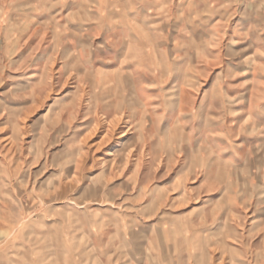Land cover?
Returning a JSON list of instances; mask_svg holds the SVG:
<instances>
[{
    "label": "rangeland",
    "instance_id": "374dc122",
    "mask_svg": "<svg viewBox=\"0 0 264 264\" xmlns=\"http://www.w3.org/2000/svg\"><path fill=\"white\" fill-rule=\"evenodd\" d=\"M226 2L0 0V247L13 239L4 234L9 225L8 216L2 213L9 209L23 217L16 227V237L26 246L20 250L28 260H32L28 254L31 249L43 247L37 236L30 235L35 216L195 219L196 208L201 207L207 191L198 189L193 177L186 189L169 186L182 167L175 157L161 158L157 152L160 139L174 137L179 128L174 124L172 106L181 101V93L179 89L173 93L170 86L175 78H159L157 84L144 87L143 93H122L106 87L112 84L110 78L103 74L94 77L91 72L116 63L113 57L118 47L111 41L103 43L97 33L103 14L124 11L123 16L128 18L131 11L140 12L135 14L134 22L152 33L167 35L169 51L180 33L191 36L192 29L199 27V15L213 18L202 25L204 30L200 29L204 62L215 64L217 69H257V87L252 95L262 108L250 109L247 115L242 109L216 110L217 118L224 123L225 116L245 117L236 126L238 132L233 141L246 149L248 170L242 172L241 179L237 168L230 179L228 171L224 174L223 168H216L215 175L219 180L225 179V188L211 189L215 202L204 207L213 206L216 216H234L231 226L237 225L239 238H229L226 247L217 243L208 249L212 261L202 253L190 258L189 264H231L239 256L236 246L243 249L242 260L246 264H264V0ZM160 5L167 8V14H163ZM179 6L186 11L183 22L176 25ZM103 8L109 10L103 13ZM193 10L195 13H191ZM118 21L116 17L113 23ZM208 28L212 30L210 35ZM143 40L147 38L137 37L134 41ZM131 47L130 37L124 44L128 56ZM147 50L134 52L144 57ZM213 51L214 61L209 53ZM191 69L193 66L189 65L186 76ZM138 79L151 80L119 76L113 84L129 83L133 89ZM150 87L162 91L152 93L147 91ZM143 99L149 103L144 105ZM117 103L121 107L113 108ZM187 116L189 121L191 115ZM215 127L218 138L229 140L231 134L225 129L231 125ZM241 128L245 131L239 134ZM222 190L227 191L223 193L225 197ZM230 200L236 203L231 210ZM144 223L142 219L137 221L139 226ZM214 239L220 240L218 236ZM172 246L164 245L170 249ZM181 248L180 245L177 250ZM128 253V248L121 249L120 264H131ZM46 256L42 250L41 258ZM4 258L0 254V261Z\"/></svg>",
    "mask_w": 264,
    "mask_h": 264
},
{
    "label": "crops",
    "instance_id": "0c3cea01",
    "mask_svg": "<svg viewBox=\"0 0 264 264\" xmlns=\"http://www.w3.org/2000/svg\"><path fill=\"white\" fill-rule=\"evenodd\" d=\"M230 1L232 0H228ZM109 9L103 8L102 12ZM161 9L163 14H167L165 6ZM178 9L175 16L176 25L180 23L178 22L180 20L183 22V15L185 16L186 11L184 6H179ZM203 11L207 13V10ZM189 12L186 13L190 14ZM193 12L194 10L191 13ZM136 13L129 12L131 22L129 17L123 16L126 14L124 11L101 16L104 20L97 26V33L103 43L114 42V46L118 47V52L113 57L116 61L113 66L97 67L95 72H91V76L95 77L96 74L107 76L112 80V84L106 87L113 92L122 93L132 91L143 93L146 91L144 87L157 84L159 78H175L170 86H172L173 93L174 91L181 93V101H177V104L172 106L175 110L174 124L179 128L176 129L174 137L168 134L170 137L160 139L161 148L157 152L161 158L175 157L179 167H182L180 171H177L179 175L182 174V178L177 180L179 176L177 175L169 182V186L179 190L186 189L190 178L193 177L197 188L207 191L201 207L196 208L195 219L193 216H142L143 218H138V216H69V214L57 217L35 216L31 222L30 235L37 236L43 243V247L31 249L28 254L31 255L32 260H28L21 252L26 246L16 237L19 233L16 227L19 222H22L23 217L9 209L2 213L8 216L7 225H9L4 234L13 239L1 245L0 254H4L5 258L1 259L0 264H25L24 261H30L29 264H41V261H46L47 264H120L121 249L124 248L129 249L127 256H131V264H152V261L156 264H189L190 258L199 257L202 253L210 258L211 253L208 249L213 248L217 243L226 247L229 244V238L235 237V241H238L240 230L237 229V225L231 226L234 216L225 214L216 216L213 206H204L215 202V199L210 196L211 189L225 188V179L221 177L220 180L218 179L216 168H223L224 174L228 171L227 178L230 179L234 176L233 172L238 170L237 168L241 170L239 171L241 179L242 172L245 174L248 170L246 149L241 147L242 144L233 141L234 137H237V127L245 121V117L225 116L224 123L217 118L216 110L242 109L247 115L250 109L262 108L254 101L252 95L254 88L257 87L258 70L243 71L226 66L217 69L215 64L213 66L210 62H204L205 59L202 58L204 53L201 51L204 42L201 40L200 29L204 30L202 25L213 19L210 16L199 18L197 15L199 27L192 29L191 36L180 33L169 51L166 44L167 35L152 33L144 29L143 24L134 22V18L137 17ZM214 15L216 18L219 17L216 13ZM116 17L119 21L113 23ZM208 34H212L209 28ZM130 37L132 47L131 56H128L124 53V44ZM137 37L147 38V40H143L142 43L134 41ZM146 49L148 52L144 54V57L136 56L134 52V50L142 52ZM209 53H212L211 60L214 61L216 52ZM208 59L210 60V57ZM189 65H192L193 69L186 76L187 73L184 72H188ZM119 76L123 78L131 76L134 79L150 77L151 80H135L134 87L131 89L129 83L113 84ZM100 90L103 91L102 88ZM147 91L153 93L162 91V89L150 87ZM200 93L202 95H199ZM184 96L185 99H183ZM246 97L248 101H245ZM141 102L144 105L149 103L146 100ZM187 115H191L190 119L188 118L189 121L186 120ZM226 124L231 125V128L225 129L227 131L225 133L231 134L229 140L226 139L227 141L218 138L215 127ZM244 129H239V134H242ZM223 145H227L228 148ZM163 146L165 148H162ZM232 168L235 169L231 171ZM226 192L222 190V194ZM225 194H223L224 197ZM230 201L229 209L231 210L236 203L234 200ZM141 219L146 222L143 226L137 225V221ZM217 236L220 238L219 241L214 239ZM165 243L168 246H174L170 249L164 247ZM180 245L181 250H177ZM236 247L234 248L239 256L231 264H246L242 260L243 249ZM205 249L206 252H204ZM42 250L47 252L46 258H41ZM210 261H212L211 258Z\"/></svg>",
    "mask_w": 264,
    "mask_h": 264
},
{
    "label": "bare ground",
    "instance_id": "6f19581e",
    "mask_svg": "<svg viewBox=\"0 0 264 264\" xmlns=\"http://www.w3.org/2000/svg\"><path fill=\"white\" fill-rule=\"evenodd\" d=\"M122 103H123V102H121V104H122ZM109 107H110V106H109ZM112 107H113V108H115V109H116V108H118V109H119V108L121 107V105H120L119 103H117V105H116V106L114 105V106H112ZM59 116H60V115H59ZM119 121H120V120H119ZM6 235H7V234H6Z\"/></svg>",
    "mask_w": 264,
    "mask_h": 264
}]
</instances>
